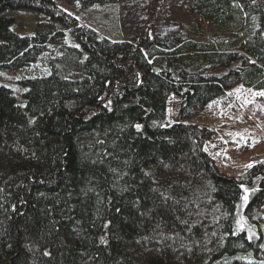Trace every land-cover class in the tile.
<instances>
[{
    "label": "trees",
    "instance_id": "trees-1",
    "mask_svg": "<svg viewBox=\"0 0 264 264\" xmlns=\"http://www.w3.org/2000/svg\"><path fill=\"white\" fill-rule=\"evenodd\" d=\"M187 3L217 30L240 9L258 28L237 47L170 33L111 40L53 0H0V68L61 43L56 21L79 43H62L47 75L23 79L24 108L0 84V264H264V161L245 176L249 236L236 220L243 183L217 170L208 132L181 121L237 83L264 90V0ZM21 8L49 20L21 34L9 13ZM170 93L180 120L158 124Z\"/></svg>",
    "mask_w": 264,
    "mask_h": 264
},
{
    "label": "rangeland",
    "instance_id": "rangeland-1",
    "mask_svg": "<svg viewBox=\"0 0 264 264\" xmlns=\"http://www.w3.org/2000/svg\"><path fill=\"white\" fill-rule=\"evenodd\" d=\"M57 6L76 18L77 24L95 32L98 37L111 40H133L149 34L170 33L172 35L194 36L197 39H214L225 45L240 44L251 37L258 28V19L250 16L244 9L236 11V18L223 29L215 26L190 9L187 0H162L156 14L158 17L147 27L148 6L152 0H117L108 3H96L83 6L79 2L68 3L65 0H53ZM242 7V6H240ZM22 25L13 24L12 28L21 34H31L41 21L49 20L45 14L21 8L12 11ZM57 28L64 30L61 43H47L44 50L29 63L15 69L0 68V84L11 88L16 102L25 107L23 92L27 89L23 79L50 72V59L60 55L61 44L77 45L78 41L69 29L56 21ZM201 31V32H199ZM181 98L170 93L167 98L166 114L158 124L168 125L178 120ZM204 128L209 136L204 140L203 149L213 161L217 170L241 181L242 196L236 209L237 227L251 236L256 232V224L248 222L243 214L252 186L245 183V176L250 167L264 161V90L253 89L237 83L228 87L204 105L198 113L181 120ZM245 189L248 190L245 193ZM259 222L263 227L264 239V203L261 206Z\"/></svg>",
    "mask_w": 264,
    "mask_h": 264
},
{
    "label": "snow or ice",
    "instance_id": "snow-or-ice-1",
    "mask_svg": "<svg viewBox=\"0 0 264 264\" xmlns=\"http://www.w3.org/2000/svg\"><path fill=\"white\" fill-rule=\"evenodd\" d=\"M137 127H139V125H137ZM248 167H251V165H248ZM248 192V190L247 189H245V193H247ZM243 199L245 200V202L247 201V195H245L244 197H243Z\"/></svg>",
    "mask_w": 264,
    "mask_h": 264
}]
</instances>
